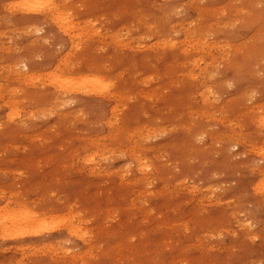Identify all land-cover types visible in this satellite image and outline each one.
<instances>
[{"label":"rangeland","instance_id":"obj_1","mask_svg":"<svg viewBox=\"0 0 264 264\" xmlns=\"http://www.w3.org/2000/svg\"><path fill=\"white\" fill-rule=\"evenodd\" d=\"M13 1L19 0H0V78L7 77V81L0 79V85L6 87L8 82L11 89L16 88L17 94L8 93L18 97L20 109L31 117L20 121L23 126L9 123L11 127H6L8 109L3 102L1 106V100L8 93H0V128H4L0 135L5 134L0 136V197H10V204L0 198V208L8 205L1 212L5 214L23 203L38 219L32 227L33 236L17 235L18 239L12 235L6 240L0 236V264H264V203L251 186L259 180L252 167L264 164L254 160L250 148L243 151L212 140L222 127L213 119L201 123L194 113L189 127L195 134L189 139L198 153L183 157L169 147L171 161L160 159V164L170 168L165 178L173 181L188 173L182 189L174 190L163 180L137 186L133 165L124 155L128 150L123 135L110 133L128 123L132 129L144 127L137 139L142 148L151 151L150 156L152 150L162 155L161 145L176 140L182 144L188 139V132L184 134L177 122L179 108L204 106L198 94L202 86L211 88L208 102L217 109L239 92L246 95V106L264 104V29L257 32L264 25L260 18H264V0L252 5L250 0H57L69 9L72 26L82 35V46L75 50L69 47V36L53 23L9 9ZM151 1L175 7L170 18L174 34L168 33L169 22L156 13ZM212 9L218 14H202ZM153 16L162 19L157 22ZM213 16L228 23L212 32L205 24L214 26L210 21ZM142 23L163 25L165 30L159 34L152 27L155 32L151 29V34ZM181 26L201 27L211 45L207 51L213 56H204V61L211 63L209 77L200 76L198 67L188 65L189 54L195 59L198 54L191 44L183 45ZM153 33L171 35L179 49L163 51L155 45L153 52L147 51L146 47L156 42ZM116 35L118 41H111ZM114 41L125 47H117ZM215 44L219 47H213ZM252 47L258 49L255 56L249 55ZM62 62L69 70L64 64L62 69L78 78L95 63L103 78L115 79L117 89L126 92H111V100L83 92L65 96L64 92H48L46 77L57 70L56 65L63 67ZM172 65H177L179 72L171 79L168 72ZM30 72L36 74L34 84L19 83L15 78V73ZM189 72L193 75L183 76ZM191 94H198V102L189 100ZM36 95H43L42 99ZM59 96L62 102L57 101ZM245 123V130L235 124L232 129L250 133L254 141L264 138L263 130L252 127L248 120ZM157 127L164 132L155 131ZM202 132L207 136H196ZM228 134L231 132L221 136ZM92 139H98L104 150L89 161L96 150ZM131 189L143 191L142 198L131 196ZM219 202L235 206V214ZM198 204L201 206L194 210ZM209 219L216 220L210 223ZM236 219L251 227L246 241L241 239L245 230L238 227ZM39 223L43 225L40 228ZM70 223L80 226L77 235L64 231L63 225Z\"/></svg>","mask_w":264,"mask_h":264},{"label":"bare ground","instance_id":"obj_2","mask_svg":"<svg viewBox=\"0 0 264 264\" xmlns=\"http://www.w3.org/2000/svg\"><path fill=\"white\" fill-rule=\"evenodd\" d=\"M152 3H154V6H152V7L156 11V13H158V15L161 14L162 18L169 22V23H166L168 33H171V35L174 34L176 32V30L172 26L173 23L170 22V18H171V14L173 13V9L175 10V7H173L172 5L171 6L160 5L159 3H156L155 1ZM254 3H255V0H250V2H249V4H251V5ZM8 5H10V7L8 6L9 9L14 10V11H18L21 14L33 16L35 18L34 20L40 19L43 22L53 23L65 35H67L66 37L69 36V40L71 41V43L69 42L70 43L69 44L70 49L71 48L78 49L79 47L81 48L82 40L80 42L79 39H80V37H82V35L79 32V30L75 28V26H72V24L70 22L72 15L70 14L69 9H67L65 7L66 6L65 4L61 5L60 3H58L57 0H19V1H15V2L14 1L10 2V4H8ZM243 5H244V3H243ZM61 6H64V7H61ZM214 11H215V14H218L217 9H212L208 12L202 11V14L206 13L207 15L210 16L214 13ZM243 11H244V8H243ZM241 13H243V12H241ZM137 14H139V13H137ZM134 15H136V14H134ZM203 15H205V14H203ZM153 18H155L157 22H159L162 19L161 17H158V16H153ZM260 18L264 19L263 16H261ZM221 20H222V18H217L216 16L211 17L210 21H214L215 25L213 26V24H211L210 22L206 23L205 24L206 29L211 30L213 28L212 32L213 31H219L217 29V27L222 23ZM262 21L264 22V20H262ZM226 23H228V22H224L222 24H226ZM142 24H143L144 28L147 29L148 32L151 31L152 27L155 30L158 29V31H156V32H160L159 34H161L162 31L165 30V27L163 25L153 26V25H150V23H142ZM259 27H261V28H258V30H257L258 33L260 30L264 29V25H261ZM35 30L39 31L37 29H35ZM155 30H153V32H155ZM73 31L78 32L79 34L71 35V32H73ZM179 31L183 34V37L185 39L183 45L191 44V46L193 47V50H195V52L198 54L197 59H195L193 57L194 55L189 54L190 58H187L188 65L189 66L193 65V66L198 67L201 71L200 76H202L204 74L205 75V76H203L204 78L209 77L208 75H210V74L208 73V68L210 67L211 63L205 62L204 56H205V54L213 56V54H210L207 51L210 48L209 46H211V45H209L207 40L204 39L201 27H199V26H193V27L181 26ZM150 33L152 34V32H150ZM163 33H165V32H163ZM171 35H165L164 34V36H161V35H156L155 33H153L152 36L155 37L156 42L153 45L147 46L146 47L147 51L153 52L152 49L155 47V45H156V47H158L160 49H165L163 51H166L169 48L171 49V52H173V50H178L179 48L177 47V45H178L177 41L174 40V38ZM112 39L118 41V36L116 35V36L110 37L111 41H113ZM116 41H114V42L116 43L115 45L117 47H125V46H120L123 42L119 43ZM88 42H89V40H88ZM88 42H86V43H88ZM84 44H83V46H84ZM183 45H182V47H183ZM112 46H113V44H112ZM126 46L130 47L129 43L126 44ZM213 47L218 48L219 45L215 44ZM99 48L101 49V46ZM248 50L249 49L247 48V51ZM155 52L156 51H154V53ZM257 52H258V49L256 47H252V49L249 50V55L255 56ZM148 56H150V55H148ZM146 58L150 59V57H147V55L145 57V60H146ZM146 61H148V60H146ZM202 61L205 65L203 68L201 67ZM96 62H98V60ZM61 64L63 67L60 66L61 67L60 68V67H57V65H56V69H57V70L55 69L56 73L53 70L54 73L51 72L50 73L51 76H49L48 79L46 77V80H48L49 83H47V82H46L47 84L42 83L43 85L46 84V86L49 87V89H47V90H49L48 92H56V93L57 92L58 93L64 92L62 94L64 96L69 92H71V94H72V92L73 93H76V92L82 93L83 92V94H85V95H93V96L103 97L105 99L111 100L114 97V94H112L111 92H124L125 91V90L123 91V90L117 89L115 79L112 80V79L103 78V75H102L103 73L98 69V66L95 63H91L89 66L90 68L88 70L86 68L87 71H85L83 73L82 77H80V78H78L77 76H70L69 73L67 72L69 70V67L66 66L65 63H63V62ZM63 64L66 67H68V70H65L66 68L62 69V68H64ZM237 68H239V67H237ZM57 71L59 72L58 74H57ZM178 72H179V67L177 65H172V67L170 68V71L168 72L169 73L168 78H171V79L175 78ZM3 73L6 74L5 72H2V74ZM29 74L30 75L15 73V78L19 83H25L26 82V84H28L30 81L31 83L33 82V84H34L36 74L33 72H30ZM188 75L192 76L193 73L191 72V74H190V72H189V73L183 74V76H185V77H188ZM6 76H10V75L7 74ZM166 76H167V74H166ZM1 77L2 78H0V79H6V81H7V77L6 78H3L4 76H1ZM10 78L11 77H9V79ZM140 78H142L140 80L141 82H139L141 84V83H143V77L140 76ZM12 79H14V77H12ZM16 80H14V81H16ZM135 80H137V79L135 78ZM27 81H28V83H27ZM18 82H16V83H18ZM6 83H7L6 87H1V85H0V93L5 92V94L7 95L8 92H15V94H17L16 93L17 91L15 90L16 88L11 89L8 82H6ZM145 83H147V82H145ZM33 84H31V85H33ZM2 86H4V85H2ZM12 87L14 88L13 85H12ZM2 94L3 93H1V95ZM15 94H14V96H15ZM198 94H199V96L201 95V97L203 99V101H201V102L204 106H202V107L199 106L198 108H194L195 107L194 105H188V106L186 105V106H181L179 108L181 110V113L179 114L180 117L177 119V122H181L180 127H181L184 134H186L188 132V134H187L188 139L186 141H184L182 144L180 142H178L179 140H176L175 142L170 141V142H167L166 144L161 145L160 151H161V153L162 152L164 153V154L162 153V155H158L159 154L158 150H152V153L155 156L154 155L150 156L151 151L148 152V151H145L144 148H142L140 141L137 139L143 135V131H144L143 128L144 127L138 128V129L137 128L132 129L128 125L129 123L127 122L128 124L124 128L115 129L113 127L114 132L110 131V133L114 134V136H116L119 133V134H122L124 137L123 138L125 140L124 144H126L125 147L128 150L125 152L124 155H126L127 159L133 165L132 172L134 175H137L136 177H134V175H133V177H134L133 180L135 182H137V186L149 185V184H152L153 181L155 182L157 180H161V181L163 180V182L165 181L166 187H169V188L174 189V190H179V188L182 189V186L184 183L183 179L186 180V178L188 177V173L184 172V173L178 175V177H177L178 179H174L173 181L169 180V179L165 178V175L169 172L170 168H168L165 165L160 164L161 163L160 159H162V157H166L169 161H171L169 152L166 150L169 147L171 150H174L175 152H177V154L179 156H183V157L185 156V154L196 155L198 153L197 150H194V148L190 146V139H189V137H192L195 134V133H193L194 132L193 128H190L191 127L190 125L193 122L192 120L194 119V116H193L194 113L197 116L196 120L199 119V121L201 123H203L204 119H213L216 121V123L218 125H220L222 127V132H219L217 135H215L214 138H212V140L222 142L221 144H223V145L224 144L228 145V143H230L231 145L238 147L241 150L243 149V151H247V149L250 148L251 152H253L255 154L256 158L255 159L254 158H248V161H252L254 159L255 161H262L264 164V138H258L257 141H254V137L250 133L243 132L240 134V133H238L232 129V126L234 127L235 125H239V126H241L242 130H245L247 127L245 120H248V122L251 125H253L252 127H256L259 130L264 131V104L261 103V104H256L254 106H246L245 103L247 102V97L244 93L241 94V92H239L238 96H236V95L232 96L231 99L226 101L227 102L226 104H224V105L221 104L220 109H217L216 106H212L211 103L208 102V100H209L208 97L210 96L209 94H212V90L210 87L208 88V87L202 86L200 88V91ZM198 94L196 97L191 94L189 100H191L193 103L196 101L198 102V99H199ZM8 95H7V97H4L3 101L1 100V106H2V102H3V105L6 106V108L8 109V112H7L6 117H5V119H6L5 121L7 122L6 127H8L7 125L9 123L11 125L13 124V125L19 126V127L23 126L24 123L20 122V121H22L25 117H31V115L29 112H26V111L20 109L21 108V101H19L17 99L18 97L14 98L13 94L11 95V93H8ZM53 95H55V94H53ZM68 95H70V94H68ZM42 96L36 95V98L42 99ZM61 96H59V98ZM55 97H57V96H55ZM145 97L148 98V96H145ZM61 98H63V97H61ZM61 98L60 99L56 98V99H57V101L59 100L62 102ZM63 102H66V101H63ZM61 104H63V103H60V105L59 104L58 105L61 106ZM205 105H209L211 107V110H209ZM113 111L115 112L116 108ZM158 112H159V110H158ZM217 114H219L221 116L220 119H217ZM113 120L115 121V119H113ZM17 121H19L20 123H18ZM187 121H189V122H187ZM15 122H17V123H15ZM10 124H9V126L11 127ZM110 126H114V124L111 125V123H110ZM0 129H4V128L2 127ZM5 129H7V128H5ZM12 131H14V130H12ZM21 131H22V129H21ZM122 131H123V133H122ZM155 131H159L162 133L164 132L163 129H161L159 127H157L155 129ZM227 131H230L231 134H228V135H225L224 137H222L221 134H223ZM11 132H10V134H15V133H13V132L11 133ZM21 134H23V133H21ZM27 134H26V136H28ZM176 134L177 133H175V135ZM4 135L5 134H3L2 136H4ZM179 135H180V133H179ZM198 135H200L201 138H203V136L204 137L207 136L206 133H203V132L202 133H196V136H198ZM23 136H25V135H22V137ZM256 136H259V135H256ZM17 137L18 136H16V138ZM28 138L25 137L24 140H26ZM10 139L13 141L14 138L12 139L10 137ZM9 142H10V140H9ZM1 143H0V145L3 146L2 145L3 143L2 144ZM91 143L94 146H96L95 147L96 150L94 153H92L91 159H89V161H94L99 156V153L103 152L104 148L102 146V143H100V141L98 139H92ZM10 144H12V143H10ZM14 144H15V142H14ZM4 145H7V144L4 143ZM122 145H123V143L119 144L120 147ZM115 146H117V145H115ZM15 147H17V145ZM163 148H165V151L163 150ZM78 152H80V150ZM109 153H111V152H109ZM147 153H149V154H147ZM72 156L73 155H71V157ZM74 156H76V155H74ZM84 157H87V156H84ZM86 160L87 159H85V161ZM249 164H250V162H249ZM179 167H181V166H179ZM252 168H254V169H252ZM252 168L251 169L254 170V172H257V176L259 177V180L251 185L252 190L255 193V195L260 198V201L264 203V165L262 167H258V168L252 167ZM179 178H182V179H179ZM245 185H247V184H245ZM164 187H163V190H164ZM249 190H250V187H249ZM142 193H143V191H140L139 189L138 190H133V189L130 190V195L133 196L134 198L141 199L143 196ZM9 195H10V193H9ZM10 196H11V198H13L12 196L16 197L17 195L12 194ZM0 198H1V200H8V202L10 199V197L7 199L4 196H1ZM204 199H206V196H203L200 199V201L203 202ZM134 202L135 201L132 200L131 204H135ZM139 203L141 204L142 202H139ZM8 204H10V202ZM16 204H19V203H16ZM218 204H219V206L229 207L231 209L230 210L231 215L233 213L235 214V210H234L235 206H232L229 203H220L219 202ZM24 205L25 204L20 203V206L19 207L17 206L19 209H17V210L14 209L13 211H10V212L7 211V213H5V214H1V212L4 211L5 207H7L8 205L3 207V208H0V236H1V238H3V239L5 238V240H6V237L10 238V236H12V235H14V236H17V235L27 236L31 233L33 236V232H35V230L32 227H33V225H35L34 223L37 222L36 220L38 219V214L33 213V210H30L29 208L27 209V207H25ZM198 206H201V204L194 206V210L197 209ZM71 213L73 214L74 212H71ZM209 220H210V223H212L216 219H209ZM218 220L220 222H222V220H220V219H218ZM236 221H237L238 227L240 229H243L242 231L245 230L244 233H242V235H241V239L243 241H246L248 238H250L249 236L251 235V229H250L251 227L249 224L244 225L245 223L241 219H238V220L236 219ZM207 222H209V221L207 220ZM73 223H70L68 225L65 224V225H63V228H64V231H67L68 233L77 235L78 231L80 229V226L79 225L77 226ZM40 225L43 226L42 224L39 223V228H40ZM263 230H264V228H263ZM36 232H38V229L36 230ZM38 233H40V232H38ZM36 235H38V234L36 233ZM19 236H17V238ZM14 239H16V237Z\"/></svg>","mask_w":264,"mask_h":264}]
</instances>
